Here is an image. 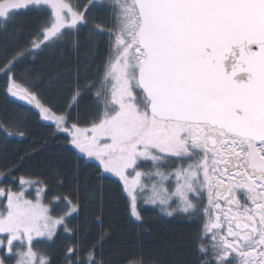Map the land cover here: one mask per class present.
Listing matches in <instances>:
<instances>
[{
	"label": "snow or ice",
	"instance_id": "snow-or-ice-1",
	"mask_svg": "<svg viewBox=\"0 0 264 264\" xmlns=\"http://www.w3.org/2000/svg\"><path fill=\"white\" fill-rule=\"evenodd\" d=\"M94 8L109 10L111 23L90 17ZM22 10L44 19L23 43L14 33L0 47L7 94L65 134L85 167L95 161L97 179L118 178L136 221L151 205L197 223L198 264H264V0H0V32ZM82 28L90 45L82 62L43 84V69L20 70L45 50H78ZM101 37L107 47L97 62ZM46 88L60 90L63 108L45 98ZM84 96L92 103L81 121L71 110ZM0 131L28 134L23 120L4 121ZM73 181L79 185L78 171ZM46 188L25 176L19 190L0 187V264H52L36 245L61 228L75 233L67 219L79 212V196L58 193L45 203ZM92 198L103 227L102 184ZM105 235L68 245L63 264H111L97 252Z\"/></svg>",
	"mask_w": 264,
	"mask_h": 264
},
{
	"label": "trees",
	"instance_id": "trees-1",
	"mask_svg": "<svg viewBox=\"0 0 264 264\" xmlns=\"http://www.w3.org/2000/svg\"><path fill=\"white\" fill-rule=\"evenodd\" d=\"M43 19L42 11L22 10L8 25L7 31L0 32V47L8 43L14 33H20L17 38L19 43H23L25 34L36 29ZM79 40L78 50L67 45L54 51L45 50L35 62L29 57L19 68L43 69V80L38 81L43 84L49 73L84 60L90 47L89 35L80 30ZM98 43L97 62L103 57L107 47L104 38H98ZM43 94L56 105L57 110L65 106V97L59 89L46 88L43 89ZM91 103V96H84L78 107L71 110L72 115L79 112L81 121L88 119ZM13 120H23L28 134L21 139L0 131V184L15 190L18 189L17 182L21 176L31 177L47 185L45 203L58 193H71L73 197L80 198L79 212L67 219L68 226L75 229V233H65L61 229L53 241H41L36 245L47 251L52 264H63L66 247L77 239L87 245L97 240L102 232L106 235L98 245L97 252H102L111 264H128L131 260L141 259L154 260L158 264H198L192 244L197 223L174 217L165 218L157 210L145 207H141L143 223L132 218L119 181L112 177L97 179V164L91 161L85 167L83 161L77 158L80 154L67 144L65 134L55 132L54 125L43 121L34 109L11 99L6 92L5 77L0 75V123ZM34 148L37 151L33 152ZM77 171L79 185L73 181V174ZM61 177L64 185L57 187L56 180ZM99 184L103 185L104 190L103 227L95 219L101 215V205L97 199L92 198L93 189ZM63 207V204L55 205L54 212Z\"/></svg>",
	"mask_w": 264,
	"mask_h": 264
},
{
	"label": "rangeland",
	"instance_id": "rangeland-1",
	"mask_svg": "<svg viewBox=\"0 0 264 264\" xmlns=\"http://www.w3.org/2000/svg\"><path fill=\"white\" fill-rule=\"evenodd\" d=\"M89 16H90V17L95 16V17L98 18L99 21H103L105 24H110V23H111V21H110V19H109V17H110V11L107 10V9H103V8H94V9H92L91 12H89ZM81 30H84L85 33L89 35L88 28H82ZM101 38H103V37H101ZM97 39H98V38H97ZM43 121H44V120H43ZM45 122H47V121H45ZM48 123H49V122H48ZM92 162L96 163L95 161H92ZM112 178H114L115 180L118 181V178H116V177H114V176H112ZM0 181H1V176H0ZM17 184H18V189H15V190H19V182H17ZM0 187H5V186H3V185L0 184ZM13 190H14V189H13ZM44 195H45V194H44ZM27 196H28L29 199H33V198L35 197V189L32 188V189L28 190V192H27ZM43 201L45 202L44 196H43ZM141 207L155 209V210H157V212H158L161 216H163V217H165V218H172V217H167V216L162 215V214L160 213L159 209H157V208H155V207H153V206H151V205H142ZM70 217H71V216H70ZM174 218H179V219L188 220L187 218H183V217H174ZM189 221H190V220H189ZM61 229L63 230V228H61ZM61 229H59V231H60ZM59 231H58V232H59Z\"/></svg>",
	"mask_w": 264,
	"mask_h": 264
},
{
	"label": "water",
	"instance_id": "water-1",
	"mask_svg": "<svg viewBox=\"0 0 264 264\" xmlns=\"http://www.w3.org/2000/svg\"><path fill=\"white\" fill-rule=\"evenodd\" d=\"M10 97H11V99H12V100H14V101L18 102L19 104H21V105H23V106L25 107V105H24V103H23V102H21V101H19V100L15 99V98H13L12 96H10ZM27 108H30V107H27Z\"/></svg>",
	"mask_w": 264,
	"mask_h": 264
}]
</instances>
